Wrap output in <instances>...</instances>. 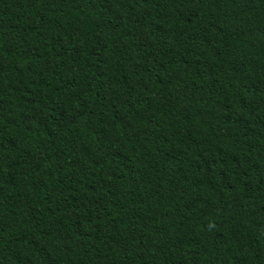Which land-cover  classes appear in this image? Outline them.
I'll return each instance as SVG.
<instances>
[{
	"label": "trees",
	"instance_id": "1",
	"mask_svg": "<svg viewBox=\"0 0 264 264\" xmlns=\"http://www.w3.org/2000/svg\"><path fill=\"white\" fill-rule=\"evenodd\" d=\"M0 264H264V0H0Z\"/></svg>",
	"mask_w": 264,
	"mask_h": 264
}]
</instances>
